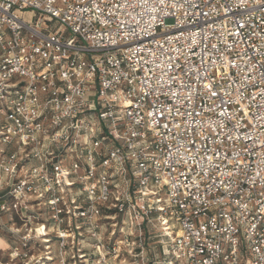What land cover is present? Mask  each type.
<instances>
[{"label":"built area","instance_id":"2783aa9c","mask_svg":"<svg viewBox=\"0 0 264 264\" xmlns=\"http://www.w3.org/2000/svg\"><path fill=\"white\" fill-rule=\"evenodd\" d=\"M0 146V264H264V0H0Z\"/></svg>","mask_w":264,"mask_h":264},{"label":"rangeland","instance_id":"374dc122","mask_svg":"<svg viewBox=\"0 0 264 264\" xmlns=\"http://www.w3.org/2000/svg\"><path fill=\"white\" fill-rule=\"evenodd\" d=\"M14 15L17 16L19 19L24 20L27 23H32L34 18L36 17V14L32 11H18L14 10ZM45 20H49L45 17ZM56 32L64 33L65 28L62 25H59L56 29ZM87 99L88 98H94V93H87L86 94ZM4 148L0 146V150H3ZM0 205H5V201L1 200ZM15 221H17L15 219ZM5 225V227H8L10 230H15L16 225L9 224L8 222V214L6 212H2L0 216V226ZM103 235L104 237H107V233L109 232L108 227H103ZM53 234V232H51ZM147 233V234H145ZM146 236V237H145ZM149 238V239H147ZM5 240V235L1 232L0 235V252L6 253L9 249V246H7ZM130 242H135L134 244L130 245H121L116 244V253L115 254H105L100 249V254H98L97 250L92 248L91 244H82L79 245L80 248V254H85L84 258L79 257V259H72L69 262V264H158L162 261V256L160 253V246L162 239L159 235V228L156 223H148L146 226H144V230L141 236V242L139 243L136 241L134 236L131 238ZM138 244L140 246L138 247ZM50 246H52V252L55 250V244L52 243ZM34 247H31V250H33ZM35 254H37V250L35 247L34 250ZM53 262H47V264H59L56 257H53ZM19 264V263H18Z\"/></svg>","mask_w":264,"mask_h":264},{"label":"trees","instance_id":"16d2710c","mask_svg":"<svg viewBox=\"0 0 264 264\" xmlns=\"http://www.w3.org/2000/svg\"><path fill=\"white\" fill-rule=\"evenodd\" d=\"M4 194H5V191L0 192V197H2ZM145 234H147V233H145ZM145 237H146V236H145ZM11 239H12V238H9L8 241L11 242ZM147 239H149V238H147ZM13 240H14V239H13ZM166 251H167L166 247H164V246L161 244V246H160V253H161L162 258H167Z\"/></svg>","mask_w":264,"mask_h":264},{"label":"crops","instance_id":"0c3cea01","mask_svg":"<svg viewBox=\"0 0 264 264\" xmlns=\"http://www.w3.org/2000/svg\"><path fill=\"white\" fill-rule=\"evenodd\" d=\"M1 235V234H0ZM4 242H6L7 246H9L10 242L8 241L7 237L5 236V240ZM7 255V252L6 253H2L0 252V259L3 260L4 257Z\"/></svg>","mask_w":264,"mask_h":264}]
</instances>
